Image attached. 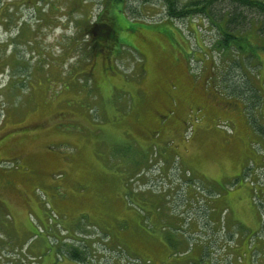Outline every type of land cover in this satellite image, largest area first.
Here are the masks:
<instances>
[{"label": "rangeland", "instance_id": "374dc122", "mask_svg": "<svg viewBox=\"0 0 264 264\" xmlns=\"http://www.w3.org/2000/svg\"><path fill=\"white\" fill-rule=\"evenodd\" d=\"M236 4L171 18L164 0H0V264H264V37L236 6L247 42L220 46ZM238 163L257 230L211 217L237 182L185 169Z\"/></svg>", "mask_w": 264, "mask_h": 264}, {"label": "crops", "instance_id": "0c3cea01", "mask_svg": "<svg viewBox=\"0 0 264 264\" xmlns=\"http://www.w3.org/2000/svg\"><path fill=\"white\" fill-rule=\"evenodd\" d=\"M229 115H223L222 119L224 120H231L230 117H228ZM244 161V160H243ZM239 163L237 164V167L235 169H228V170H223L221 171L219 177H210L207 178L206 174L198 171L196 169H192L190 167H186L185 169H188L190 171H193L195 174H197L198 177H200L201 179H204L208 184H219V185H225V184H229V183H233V182H237L233 188L231 190L229 189H222L220 191V196L213 200L210 205L213 208V213L211 215L212 219L216 220L217 219V215L218 212L221 209L226 208L230 214L231 217V221L233 222H240L241 225L243 226H247L249 229L251 230H257L259 229V225H260V217L258 215V211L255 209V207L251 206V204L249 203V190L246 188V186L243 184L244 182L240 180V177L243 173V170L245 168V166L243 164H241L240 167H238ZM233 190V191H232ZM231 192H237V202L240 203L244 202L246 203V205L250 208L252 207V209H249L250 213L248 214H241L239 212H237L232 205V201L230 199H227V196L230 195ZM241 204V203H240ZM230 211L232 213H230ZM253 215L256 217H253ZM138 218V220H137ZM141 217L139 215L136 216V221L134 222L135 226L138 227L139 224H141ZM122 222V220L119 218L117 219V224L120 225ZM138 223V225H137ZM169 223L174 225V226H178L180 224V219L175 217V216H170L169 215ZM189 232L193 233L195 231L198 230V223L197 221H192L189 225ZM240 241V240H239ZM238 241V242H239ZM247 241V239H246ZM172 242V240L169 238V244ZM257 242V241H256ZM263 243H254V245L252 246L253 249H255V245L256 246H262ZM249 245V242L247 241V246ZM235 248L237 247V244L234 246ZM234 247H232L230 249V251H234ZM264 261V260H262ZM261 261V262H262ZM184 264H187L188 262L183 261ZM261 264V263H260Z\"/></svg>", "mask_w": 264, "mask_h": 264}, {"label": "trees", "instance_id": "16d2710c", "mask_svg": "<svg viewBox=\"0 0 264 264\" xmlns=\"http://www.w3.org/2000/svg\"><path fill=\"white\" fill-rule=\"evenodd\" d=\"M113 1H123V0H113ZM164 1H167L168 3L170 2V11L168 9L167 14L171 16V18H176V17L185 16L189 12L192 13L202 12L207 5L214 2L215 0H196L189 3V5L185 6L183 9L175 8L172 0H164ZM230 1L232 3H238V4L234 6V9L228 11L226 17L227 20L225 24L223 26H217L218 29L221 30L220 32L223 34L221 36V40L219 41L220 46H222L223 49L231 48V47H235L237 49L242 47L241 45L243 44V42H247V41H242L243 39L240 36L239 37L236 36V34L233 32L236 28H238L237 26L243 23L245 19V14L243 13V10H238L237 8H235L236 6L241 8L245 7L251 11H254V13L259 18L258 19L259 23L257 24L256 31H258L259 34L262 37H264V2H259L256 0H230ZM235 9H237V11ZM221 16L222 15H220L218 19H221ZM261 48L264 49V44L261 46ZM227 101L229 102L231 101V99ZM72 256L76 258L80 257L76 252L72 253Z\"/></svg>", "mask_w": 264, "mask_h": 264}, {"label": "flooded vegetation", "instance_id": "af4514ba", "mask_svg": "<svg viewBox=\"0 0 264 264\" xmlns=\"http://www.w3.org/2000/svg\"><path fill=\"white\" fill-rule=\"evenodd\" d=\"M256 23V22H255ZM237 27H239V26H237ZM97 28H99V27H97ZM107 28H109L110 29V31H111V34H110V37H112V38H114V30H113V28H112V26L110 25H108V27ZM236 30L237 31H239V35L240 34H242L243 32H244V30H241L240 31V28H236ZM109 36V35H108ZM236 36H238V35H236ZM239 37V36H238ZM262 51H264V49L262 50ZM170 87H174V85L172 84V83H170L169 82V88ZM163 90V89H162ZM160 91V90H159ZM213 98H215V96H213ZM171 102L172 103H174V104H176V102L174 101V100H171ZM238 101H236V100H231V101H227V100H225V101H222L221 103V105L222 106H224V105H228V106H230V107H235V108H238V103H237ZM236 104V105H235ZM169 112L171 113V115H173L174 114V110H171V109H169ZM156 113H157V110L155 111V113H154V116L156 117Z\"/></svg>", "mask_w": 264, "mask_h": 264}]
</instances>
